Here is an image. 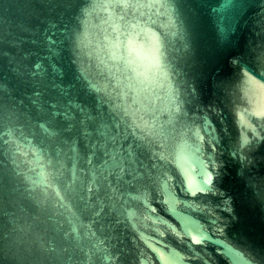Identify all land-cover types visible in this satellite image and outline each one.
I'll list each match as a JSON object with an SVG mask.
<instances>
[{"label":"water","instance_id":"water-1","mask_svg":"<svg viewBox=\"0 0 264 264\" xmlns=\"http://www.w3.org/2000/svg\"><path fill=\"white\" fill-rule=\"evenodd\" d=\"M88 2L0 0V264H264V0H133V75Z\"/></svg>","mask_w":264,"mask_h":264},{"label":"clouds","instance_id":"clouds-1","mask_svg":"<svg viewBox=\"0 0 264 264\" xmlns=\"http://www.w3.org/2000/svg\"><path fill=\"white\" fill-rule=\"evenodd\" d=\"M145 19L146 17L140 15L133 0H89L80 9L79 31L74 36L73 46L79 69L81 66L90 67L96 62L97 47L103 50L110 63H117L112 60L113 46L117 43L121 55L128 54V45L132 41H135V46L152 48V41L134 26L137 20L143 23ZM148 27L154 28L153 25ZM154 51L155 62L152 71L158 76L160 70H166L167 61L162 37L159 47ZM120 66L124 67L122 63ZM127 72L129 75L134 74L130 70Z\"/></svg>","mask_w":264,"mask_h":264},{"label":"snow or ice","instance_id":"snow-or-ice-1","mask_svg":"<svg viewBox=\"0 0 264 264\" xmlns=\"http://www.w3.org/2000/svg\"><path fill=\"white\" fill-rule=\"evenodd\" d=\"M129 51L127 55H121L119 51V45L116 44L113 46L112 50V60L116 61L117 64H123V68L126 71L135 72L137 70L136 66L139 63L137 56L135 55V46L130 42L128 45ZM236 63V60H234ZM246 72V71H245Z\"/></svg>","mask_w":264,"mask_h":264}]
</instances>
